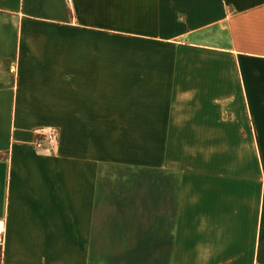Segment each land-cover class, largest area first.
<instances>
[{"label": "crops", "instance_id": "0c3cea01", "mask_svg": "<svg viewBox=\"0 0 264 264\" xmlns=\"http://www.w3.org/2000/svg\"><path fill=\"white\" fill-rule=\"evenodd\" d=\"M0 221V264H264V0H0Z\"/></svg>", "mask_w": 264, "mask_h": 264}, {"label": "rangeland", "instance_id": "374dc122", "mask_svg": "<svg viewBox=\"0 0 264 264\" xmlns=\"http://www.w3.org/2000/svg\"><path fill=\"white\" fill-rule=\"evenodd\" d=\"M50 130H40L39 133L49 132ZM55 132L57 137V132ZM37 135V136H38ZM170 137L141 136V135H125V175L140 176L154 175V166L159 165L163 161L177 159L185 156L184 151L168 149ZM57 140V139H56ZM199 154V156L197 155ZM187 158L200 157L199 153H192ZM185 158V157H183Z\"/></svg>", "mask_w": 264, "mask_h": 264}, {"label": "built area", "instance_id": "2783aa9c", "mask_svg": "<svg viewBox=\"0 0 264 264\" xmlns=\"http://www.w3.org/2000/svg\"><path fill=\"white\" fill-rule=\"evenodd\" d=\"M56 134L53 130L49 132L39 133L36 140L33 143V146L38 150H44L49 145L56 142ZM6 246V225L3 221H0V260L3 259Z\"/></svg>", "mask_w": 264, "mask_h": 264}]
</instances>
